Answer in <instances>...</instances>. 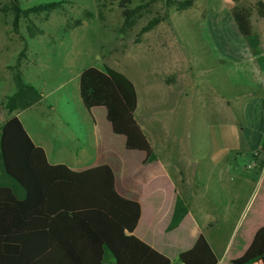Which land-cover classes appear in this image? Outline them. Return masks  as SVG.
I'll use <instances>...</instances> for the list:
<instances>
[{
	"label": "crops",
	"instance_id": "crops-1",
	"mask_svg": "<svg viewBox=\"0 0 264 264\" xmlns=\"http://www.w3.org/2000/svg\"><path fill=\"white\" fill-rule=\"evenodd\" d=\"M246 1L248 5L250 3L253 6L256 2L264 4V0H238V4L247 7ZM233 6L234 3L228 4L229 14ZM250 20L252 33L257 38L259 56L264 59V18L253 12ZM161 28L170 27L158 25L154 29L156 34L146 35L138 43L130 41L125 46L127 57L129 55L154 57L153 55L157 54L158 58L163 56V60H166V55L174 53L171 58L173 66L164 70L153 68L151 74L147 73L144 77L142 85L139 84V90L124 60L113 58L108 62L118 72L124 74L135 88L137 104L133 113L130 111L128 95L112 83L104 72L105 64L102 63L98 68L89 66L70 79V82H75L77 77V84L75 90L68 94V100L72 99L73 104L82 112V119L79 120L82 139L79 135L71 133L70 137L75 140L71 142V147L68 142H63L62 149L55 152L53 147L38 139L34 140L22 123L21 117L25 114L30 112L44 114L45 110L51 111L52 107L45 103L46 95L36 86L32 85L41 93L40 101L18 112L16 117L34 145L43 149L50 165H64L74 172L102 165L108 166L113 172L118 194L139 203L141 207L134 235L172 263H176L178 255L190 248L196 238L202 235L213 251L217 264H236L253 246L258 251L264 250V164L262 168H258L254 159V156H259L264 145V69L258 65V56L254 50L238 31L236 33V27L234 29L231 26L233 38L230 40L226 36L222 41L223 46L219 42L226 56L215 58V62L220 60L226 64V67L222 68L226 85L229 82L228 65L229 63L234 65L231 68L236 73L240 100L234 107L237 114L233 113L228 102H221L220 109H217L215 124L220 125L222 129L219 140L221 148L229 150V145H232L234 154L229 157L227 152L224 157L221 156V165L218 169L217 160L214 161L204 155L183 154L182 166L174 155L173 168H170L158 153L153 132L146 124L149 121L160 123L161 114L176 110L183 112V117L187 119L186 112L192 111L193 108L191 104L181 102L188 99L187 92L193 89L198 70L190 59L182 58L173 52L172 40L159 38L157 33L162 31ZM169 37L171 36L165 38ZM156 89L158 91L178 89L180 96L177 106L168 108L148 106L144 112L143 103L147 95H153ZM149 110L152 111L148 112ZM180 116L181 114H178L179 119ZM64 125L69 128L67 123ZM224 160L226 161L223 162ZM192 162L195 163L193 169ZM212 175L221 176L222 194L226 198L223 215L235 209L231 228L220 245L208 231L216 222L206 220L201 224L198 220L200 212L198 213L195 204L202 193H206V184ZM235 191L242 193V198L237 202ZM177 197L187 207L186 217L173 233L166 232L165 226L155 236L153 225L162 218V209L173 206ZM169 220L170 218L167 225ZM48 224L49 220L44 218H33L28 222H24L19 216L13 219V226L26 232L46 229ZM251 264H264V256Z\"/></svg>",
	"mask_w": 264,
	"mask_h": 264
},
{
	"label": "rangeland",
	"instance_id": "rangeland-1",
	"mask_svg": "<svg viewBox=\"0 0 264 264\" xmlns=\"http://www.w3.org/2000/svg\"><path fill=\"white\" fill-rule=\"evenodd\" d=\"M16 1L15 4L12 0H0V126L9 117L5 103L7 97L15 92L14 76L18 72L25 83L42 90L47 97L45 103L52 107L51 111L45 110L44 114L30 112L23 115L21 120L26 129L34 140L38 139L53 147L55 152L62 149L63 142H68L71 147L75 141L70 137L71 133L82 139L79 124L82 112L72 99L68 100V94L75 90L77 84V77L75 82H70V79L89 66L98 68L103 63L112 67L108 62L117 58L127 63L139 90V84L142 85L144 77L147 73L151 74L153 68L164 70L173 66L171 58L174 53L166 55V60H163V56L158 58L157 54L154 57H127L125 46L130 41L138 43L146 35L156 34L154 29L158 25H166L170 28L157 31L159 38L172 40L173 52L194 62L198 72L193 89L187 92L188 99L181 102L191 104L193 108L186 112L187 119L183 117V112L176 110L161 114L160 123L149 121L146 124L153 132L158 153L170 168H173L174 155L182 166V157L186 154L204 155L217 160V169L221 165V156L224 157L227 152L229 157L234 154L232 145H229V150L221 148L219 140L222 129L215 124L221 102H228L233 113H236L234 107L240 100L236 73L231 68L234 65H228L229 82L226 85L225 74L222 73L226 64L220 60L215 62V58L225 55L222 50L224 38H233L231 26L234 29L235 26L228 12V4L233 2L195 0L192 7L180 11L172 4L173 0ZM49 3L54 4L51 9L27 13L35 6ZM245 6L253 7L250 3ZM16 7L20 9L19 12ZM149 23H153L152 29L142 32ZM257 62L260 66L258 58ZM261 64L264 66V59ZM177 93L178 89H156L153 95H147L142 110L147 111L148 106H177L180 96ZM139 102L141 111V95ZM178 114H181L180 119ZM65 123L69 128L65 127ZM194 165L192 162V169ZM241 194L234 192L236 202L242 198ZM195 204L200 212L198 220L201 224L206 220L216 222L208 231L220 245L228 235L235 215V209L223 215L226 198L222 194L220 175L209 177L206 193H202ZM172 208L171 205L162 209V218L153 225L155 236L162 227L167 226ZM176 229L169 231L166 228L165 231L173 233Z\"/></svg>",
	"mask_w": 264,
	"mask_h": 264
},
{
	"label": "trees",
	"instance_id": "trees-1",
	"mask_svg": "<svg viewBox=\"0 0 264 264\" xmlns=\"http://www.w3.org/2000/svg\"><path fill=\"white\" fill-rule=\"evenodd\" d=\"M194 1L173 0L172 4L182 11L192 7ZM231 1L234 6L230 16L236 30L264 69L250 20L253 12L264 18V4L256 2L253 7H244L238 0ZM53 6L38 5L27 13ZM16 11L20 9L16 7ZM152 25L149 23L142 32L151 30ZM104 72L128 95L133 113L137 97L132 82L106 65ZM14 81L15 92L5 103L9 117L0 126V264H217L202 235L178 255L176 263L137 238L134 232L141 207L118 194L108 166L74 172L64 165H50L43 149L34 145L16 117L38 103L41 93L25 83L18 72ZM254 159L262 168L264 145ZM186 215L187 207L177 197L167 230L177 228ZM15 216L24 222L44 218L49 224L46 229L24 232L13 226ZM262 256L264 250L253 246L236 264H251Z\"/></svg>",
	"mask_w": 264,
	"mask_h": 264
}]
</instances>
